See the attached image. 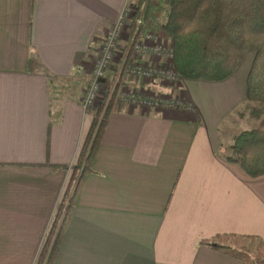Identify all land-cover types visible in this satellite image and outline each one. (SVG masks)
<instances>
[{"label": "crops", "instance_id": "obj_1", "mask_svg": "<svg viewBox=\"0 0 264 264\" xmlns=\"http://www.w3.org/2000/svg\"><path fill=\"white\" fill-rule=\"evenodd\" d=\"M129 1L0 0V264L36 261L91 126L81 104L100 42ZM160 25L159 38L170 43ZM212 87L223 91L224 110L204 107ZM124 88L191 110L113 106L54 264H241L209 241L236 234L264 243V176L225 159L230 126L245 131L228 119L247 102L246 87L235 75L167 84L124 73L117 91ZM251 108L245 118L256 124L260 107Z\"/></svg>", "mask_w": 264, "mask_h": 264}, {"label": "trees", "instance_id": "obj_2", "mask_svg": "<svg viewBox=\"0 0 264 264\" xmlns=\"http://www.w3.org/2000/svg\"><path fill=\"white\" fill-rule=\"evenodd\" d=\"M159 0H135L145 20ZM167 13L160 28L171 44L175 76L180 80L224 82L236 73L250 51L253 59L246 77V98L260 107L257 127L239 132L227 148L225 159L238 164L251 178L264 176V0H164ZM37 65V61L30 60ZM120 99L112 94L107 109L92 114L87 136L61 194L34 264H54L59 243L67 228L78 181L89 166L104 128L106 115ZM263 114V116H262ZM262 116V117H261ZM257 241V245H256ZM210 246L241 264H264V243L254 236L220 234Z\"/></svg>", "mask_w": 264, "mask_h": 264}, {"label": "built area", "instance_id": "obj_3", "mask_svg": "<svg viewBox=\"0 0 264 264\" xmlns=\"http://www.w3.org/2000/svg\"><path fill=\"white\" fill-rule=\"evenodd\" d=\"M129 6L127 5L124 11L119 16L115 25L109 28L104 39L100 42V47L97 53V58L92 66L89 83L84 91L82 101V108L84 111H89L94 103H102L105 99L104 105L107 107L112 94H117L120 101H126L133 106L142 108H162L170 109L184 108L191 110L189 104L173 100L171 97L154 96L151 93L127 94L125 91L119 90L120 78L125 74L135 75L138 78L145 80H152L154 78L163 79L166 83H174L180 79L176 77L172 63L171 44L159 40L153 32L143 28L142 18L140 16L132 19L129 16ZM131 22L133 23V26ZM128 28V29H127ZM128 30V37L122 46L120 52L119 65L115 69L113 77L108 78L109 66L114 61V52L117 49L118 41L122 38V34ZM159 60V64L155 65H141L135 62L134 59L141 56H148ZM105 107V108H106ZM75 162V161H74ZM74 164V163H73ZM72 164V165H73ZM72 165L70 167H72Z\"/></svg>", "mask_w": 264, "mask_h": 264}, {"label": "rangeland", "instance_id": "obj_4", "mask_svg": "<svg viewBox=\"0 0 264 264\" xmlns=\"http://www.w3.org/2000/svg\"><path fill=\"white\" fill-rule=\"evenodd\" d=\"M134 1L135 0H130L129 1V4H130L129 9H128L129 13H130L129 16L131 18L133 17L132 19H134L135 16L136 17L140 16L142 18V20H143L142 21V23L144 25L143 28H145L146 30H149L150 32H153L154 35L157 38H159V35H160V33H158L159 32V28L156 27V26L160 25V23L161 24L163 23V20L166 17V13L168 11L164 0H159L157 2L158 4H156V7L151 11V13L148 14V18L151 19V23L149 22V25H152V26H149V28L147 27L148 26L147 23L144 21L145 17L143 16V14H144L143 10L138 11V8L136 7V4L134 3ZM131 23H132L131 26H133L134 22H131ZM127 37H128V30H126L122 34V38H121L120 41H122L123 43H120L121 46H123V44L125 43L124 41H125V39H127ZM159 40L164 41L163 39H161V37L159 38ZM165 42L167 43L168 41H165ZM251 52H253V51H251ZM251 52L249 51L247 53L248 55H246L244 57V59L240 63L239 68L237 69L236 73L233 74V76L235 75L236 78H238V80L241 81V84H243V86L246 85L247 73L249 71V67L251 65V60L253 59V55H254L253 53L251 54ZM167 84H169V83H167ZM171 84H173V83H171ZM123 91H125V88L123 89ZM200 97H202L201 94L199 96H197V99H200ZM224 99H225V97H224L223 91L216 90V89H214L212 87V89L209 90V93L205 94V97H202L201 100L203 101V105H206L204 107L207 108V112H208V109H213V108H214V110H218V111H220L221 108H222V110H224L226 108V105H227V100H224ZM124 102H126V101H122V102L120 101V102H118V104L124 103ZM247 102H249V101L247 100ZM247 102L244 104V106H241L238 109V111H237V113L240 112L241 116L240 115H236L237 113L236 114L232 113L231 116H229L228 125H230V123H232V120H238V121L241 122V125L244 126V130H252V129L257 127V124H253V121L251 123L245 117H247V115L249 113L251 114L250 111L253 109V108H251V104H252L253 107H254V105L256 106L258 104L252 103V101L247 104ZM104 103H105V99L103 100L102 103H98V104L94 103L93 107L89 111H85V112L87 114H91V115L93 114L94 115V113L97 112L101 108V112H100V115H99V117H101V115H103L105 110L107 109V107H106V105H104ZM126 103L130 104L128 102H126ZM262 107H263L262 109L264 111V105ZM262 116H263V114H262ZM237 130L238 129L236 127L230 126L231 133H229V135L226 138L230 141L231 144L234 143V139H235L234 137L236 136V132H238L237 135L239 134L240 130L239 131H237ZM75 163L76 162H74L73 165H75ZM256 245H257V241H256Z\"/></svg>", "mask_w": 264, "mask_h": 264}]
</instances>
